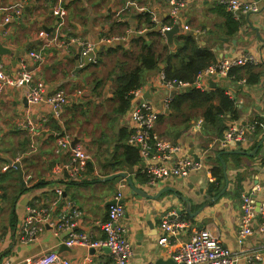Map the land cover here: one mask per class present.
Masks as SVG:
<instances>
[{"label":"crops","instance_id":"1","mask_svg":"<svg viewBox=\"0 0 264 264\" xmlns=\"http://www.w3.org/2000/svg\"><path fill=\"white\" fill-rule=\"evenodd\" d=\"M14 1L0 0V7ZM227 1L184 0L178 33L173 35L170 44L164 38L171 52L177 48L178 37L187 35L196 50L211 53L215 61L231 56L254 57L256 64L252 66L257 80L254 77L247 81L249 74L241 69L230 74L229 79L206 77L202 81L203 89H197L204 93L220 90L232 102V111L218 114L217 128L223 127L222 131L211 128L203 114L208 104L220 107L217 98L197 107L196 102H184L178 112L171 106L174 98L185 90L167 92L161 87V64L142 72L141 98L134 102L130 99L128 107L119 110L114 93L117 81L140 65L143 41L146 45L150 43L146 33H159L162 26L170 24L166 0H63L66 16L61 38L68 41L64 48L41 49L43 40L53 36L57 23L52 13L56 0H26L21 19L0 29V46L8 51L0 55L6 74L13 77L23 62L34 71L35 79L43 82L44 96L61 89L68 98L57 119L44 102L28 105L26 87L0 92V264H30L26 259L50 252L59 254L70 264H114L106 248L65 246L63 241L70 231L58 230L57 226L69 218L75 224L72 231L83 232L93 240L103 238L99 223L106 219L107 208L118 190L122 192L124 209L121 224L131 245L128 264H157L158 261L165 264L171 260L176 244L165 247L158 244L161 218L171 210L181 213L190 224L178 241L187 240L194 230L205 229L221 246L240 255L239 264H251L252 260L264 264V228L259 217L253 223L251 236L242 239L238 235L241 195L250 194L257 206L264 202V129L261 126L264 122L258 124L259 134L249 135L240 145L231 142L224 149L218 146L230 126L257 124L263 118L264 0H243L258 2L259 6L257 12L246 14L229 11ZM182 26L191 31L184 32ZM115 37L120 40L103 42ZM75 38L95 43L94 57L88 62L82 48L72 43ZM31 51H41L45 55L44 63L36 67L28 57ZM167 96L171 102L164 108ZM140 100L148 101L160 113L154 132L162 140L180 146L179 156L196 163L189 152L197 155L199 169L182 178L149 182L143 171L146 163L138 153L135 162L136 156L126 151L129 147L135 149L127 145L126 139L131 131L129 113ZM63 131L91 156L80 179L74 180L67 172L56 171L68 160L66 153H54L56 139ZM32 141L34 151L29 148ZM225 151L255 152L222 154L218 159L225 166L227 189L197 216H191L206 203L205 197H214L208 193L209 185L215 181L211 168L216 166L217 154ZM160 159L158 153L149 163L168 164L175 157ZM15 162L20 165L22 180L13 166ZM116 173H126L134 186L149 196L166 187L175 188L190 202V215L185 204L170 192L157 199H145L131 195L124 179L116 184L103 181ZM32 208L46 210L49 222L40 223L42 231L33 241L21 244L16 234Z\"/></svg>","mask_w":264,"mask_h":264},{"label":"built area","instance_id":"2","mask_svg":"<svg viewBox=\"0 0 264 264\" xmlns=\"http://www.w3.org/2000/svg\"><path fill=\"white\" fill-rule=\"evenodd\" d=\"M168 4L167 18L170 21L169 25H164L159 29V33L165 38V32L172 29L175 25L179 26L181 9L184 7V0H166ZM26 0H15L13 3L0 7V29L3 26L18 22L23 14ZM132 4V3H130ZM226 7L231 12L255 13L259 10L258 2L243 1V0H228ZM137 8V7H136ZM140 10V8H137ZM52 13L56 18V26L53 31V36L48 40H43L41 49L50 47L64 48L67 46V40L61 38L62 27L66 10L63 7V0H56ZM184 32H189L187 26H182ZM197 32V31H196ZM119 38L104 39V43L118 42ZM72 43L80 46L82 52L88 55L94 51L95 43L82 38H75ZM28 57L37 67L45 61V55L41 51H31ZM254 57L250 55H242L239 57L231 56L228 58L215 61L208 68L197 74L193 82H182L176 80H166L163 73L159 75L160 85L167 92L183 91L190 88L202 90L203 82L206 77H217L220 79H229L230 72L233 69L246 65H255ZM26 87L25 98L28 105H36L40 102L46 103L51 113L57 119L61 117L64 106L67 104L68 98L66 93L57 89L51 94L44 96V84L34 77V71L27 67L23 62L20 68L12 77L6 74L4 65L0 61V92L8 88L19 89ZM131 101H136L141 98V90L137 88L129 93ZM171 102V97L167 96L163 101L164 108H168ZM264 107V101H263ZM160 113L146 100H140L133 104V108L129 113L131 121V131L126 139L127 145L137 150L139 158L146 163L143 171L148 176L150 183L163 181L167 177L182 178L188 175L189 172L199 169L200 164L194 163L190 159L179 156L181 152L180 146L173 145L162 140L155 132L154 126L159 118ZM264 119V113H263ZM263 124V123H262ZM27 126H30L28 123ZM264 129V124L261 125ZM257 124L249 123L243 126L234 124L230 126L219 139V148L224 149L231 142H245L249 135L256 131ZM32 132L33 129L31 128ZM72 139L66 132L58 135L54 146V153L60 155L66 153L68 160L66 163L58 167V173L65 171L72 179H80L85 172L86 165L91 161V157L87 150L80 144L76 143L71 146ZM33 141L30 144V151H34ZM161 154L160 160L175 157L174 162L165 164H150L149 161L155 159L157 154ZM211 181V180H210ZM60 195V192H57ZM122 192L118 190L112 198V204L107 208L106 219L99 223V227L104 237L98 240L89 238L83 232H74L72 229L75 224L71 219H63L57 226V229H68L69 235L63 241V244L71 247H89V248H106L113 259L114 264H128V258L131 255V245L126 238V229L121 224V219L124 215V209L121 205ZM77 214V213H76ZM48 212L46 210L38 211L34 208L29 209L21 222V226L16 234L18 241L21 244H26L33 241L38 236L44 223L49 222ZM261 220V227L264 228V202L256 205V201L250 194H242L240 197V217L238 223V235L244 239L252 235V227L256 218ZM160 237L158 244L167 246L171 243L176 244V249L172 253L171 259L175 264H239L240 255L236 252L226 249L221 246L215 237L208 230H194L189 238L184 241H178L180 234L186 232L190 228V224L184 219L181 213L176 211L166 212L160 221ZM259 260L258 257H256ZM30 264H70V262L57 253H46L36 258L26 259ZM152 264V263H147ZM251 264H258L252 260Z\"/></svg>","mask_w":264,"mask_h":264},{"label":"trees","instance_id":"3","mask_svg":"<svg viewBox=\"0 0 264 264\" xmlns=\"http://www.w3.org/2000/svg\"><path fill=\"white\" fill-rule=\"evenodd\" d=\"M150 38V43L146 45L143 41L144 53L139 56L140 65L124 74L118 81L114 91L116 99L119 103V110H125L130 101L129 93L140 86L141 74L143 71L156 69L159 64L163 65V74L166 80H176L182 82H193L200 72L208 68L215 62L212 54L206 51H198L194 47L193 40L189 36L181 35L178 37L177 48L171 52L169 45L165 43L164 38L157 32L153 31L146 33ZM145 35V36H146ZM158 51V52H157ZM244 67V66H243ZM241 69H246L248 80L254 77L258 78L256 72L253 71L252 65H246L244 68L233 69L230 74L238 72ZM255 70V69H254ZM188 91V92H187ZM214 98L219 100V106L215 107L213 104H208L204 110V119L211 128L222 131L223 127L217 128L218 114L223 111H232L233 104L222 91L216 90L214 92L204 93L195 88L185 90V93L175 97L172 102V107L178 112L184 102H196L195 107L201 106L205 102H210ZM216 112V113H215ZM264 122L261 118L257 121L256 135L259 134V123ZM219 132L218 135H221ZM254 133V134H255ZM128 152L134 157L137 162V151L132 148H127ZM132 161L131 163H133ZM8 177L9 173L6 174ZM211 175L214 182L209 185L208 193L210 196H215L219 193L224 185V177L222 173V166L220 159L217 158L216 166L211 168ZM237 187L239 185H236Z\"/></svg>","mask_w":264,"mask_h":264},{"label":"water","instance_id":"4","mask_svg":"<svg viewBox=\"0 0 264 264\" xmlns=\"http://www.w3.org/2000/svg\"><path fill=\"white\" fill-rule=\"evenodd\" d=\"M179 31V27L177 25H175L172 29H170L169 31L165 32V37L167 39V42L170 44L172 42V37L174 34L178 33ZM8 53V51L6 49H3L1 46H0V55H4ZM94 54H95V50L88 54L87 57L85 58V61H89L90 59H92L94 57ZM188 90V89H186ZM77 143V141H73L71 143V146H74L75 144ZM237 145H240L239 142H237ZM256 151V149H255ZM253 153H246L244 151H234V152H230V151H225V152H219L217 154V158H220V156L222 154H225V153H237V154H240V155H252L254 154ZM190 156L193 158V160L196 162V163H200V159L197 157V155H195L193 152H189ZM9 163H11L9 160H7ZM221 165H222V169H223V177H224V182H225V185L223 187V189L221 191H219V193L217 195H215L214 197L210 198V197H205V200H206V203L194 214H192L191 216H197L201 211L202 209H204L205 207L209 206L211 203L215 202L216 200L219 199V197L221 195L224 194V192L226 191L227 189V185H228V177H227V174H226V170H225V166L224 164L222 163L221 161ZM13 166L17 169L18 171V175H19V179L22 180L23 179V173L21 171V168H20V165L18 162H15L13 163ZM129 174H132V170H129L128 172ZM121 179H124L127 183V186L130 190V193L131 195H137L138 197H142V198H145V199H157L158 197H160L163 193H166V192H170L172 193L177 199L181 200L185 206H186V212L190 215L189 213V208H190V202L185 198L183 197L182 195L178 194L177 193V190L175 188H172V187H166V188H163L162 190H160L156 195L154 196H149L147 195L146 193H144L143 191H141L140 189L136 188L134 186V184L132 183L131 179L129 178V176L126 174V173H116L114 175H111L109 177H106L103 179V181H112L114 182L115 184L117 182H119ZM167 184L169 185V183L167 182ZM163 184L162 183H159V186H162ZM202 191L198 192V194H201ZM157 264H162L160 261L157 262ZM165 264H175L172 259L171 260H168Z\"/></svg>","mask_w":264,"mask_h":264},{"label":"rangeland","instance_id":"5","mask_svg":"<svg viewBox=\"0 0 264 264\" xmlns=\"http://www.w3.org/2000/svg\"><path fill=\"white\" fill-rule=\"evenodd\" d=\"M91 157V156H90Z\"/></svg>","mask_w":264,"mask_h":264}]
</instances>
